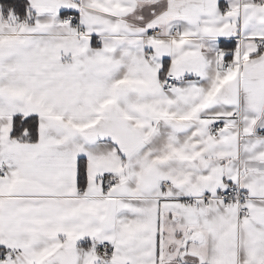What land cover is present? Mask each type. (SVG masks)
Returning <instances> with one entry per match:
<instances>
[{
  "label": "snow or ice",
  "instance_id": "1",
  "mask_svg": "<svg viewBox=\"0 0 264 264\" xmlns=\"http://www.w3.org/2000/svg\"><path fill=\"white\" fill-rule=\"evenodd\" d=\"M0 264H264V0H0Z\"/></svg>",
  "mask_w": 264,
  "mask_h": 264
}]
</instances>
